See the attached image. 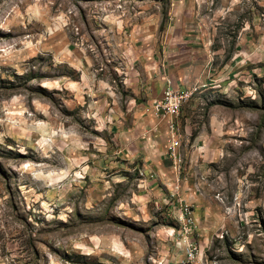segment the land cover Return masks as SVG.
I'll list each match as a JSON object with an SVG mask.
<instances>
[{
    "label": "rangeland",
    "instance_id": "rangeland-1",
    "mask_svg": "<svg viewBox=\"0 0 264 264\" xmlns=\"http://www.w3.org/2000/svg\"><path fill=\"white\" fill-rule=\"evenodd\" d=\"M149 18L157 63L190 72L200 63L209 71L233 55L238 34L264 32V0H0V264H154L156 248L136 250L137 242L158 239L154 227L118 209L117 192L129 194L127 188L108 175L83 180L82 167L66 169L52 149L82 146L84 166L113 156L87 149L113 140L94 132L79 109L64 106L66 94L51 88L78 79L71 58L57 55L67 49L74 59L91 58L123 96L117 74L128 61L116 29L129 32ZM251 92L255 99L209 97L196 107L206 118L215 106L234 131L216 164L196 174L205 187L213 184L203 201L211 211L193 217L182 202V214L153 219L169 234L168 264H264V94ZM36 101L48 106L46 124L31 108ZM189 244L193 260L184 255Z\"/></svg>",
    "mask_w": 264,
    "mask_h": 264
},
{
    "label": "crops",
    "instance_id": "crops-1",
    "mask_svg": "<svg viewBox=\"0 0 264 264\" xmlns=\"http://www.w3.org/2000/svg\"><path fill=\"white\" fill-rule=\"evenodd\" d=\"M175 1L178 0H170ZM154 25V20L149 18L142 24H134L129 32L116 29V35L122 40L120 50L128 61L123 76L117 74L123 96L114 88L116 80L103 67L93 66L91 58L81 61L69 56V52L64 53L67 49L60 51L58 57L71 58L72 71L77 73L78 79L53 81L51 88L66 94L64 106L69 110L79 109L94 132L113 140V145L109 146L103 140L102 143L90 142L87 149L98 154L112 152L113 156L102 158L99 155L89 160L92 166H84L82 146L66 143L52 149L61 153L60 165L64 164L66 169L81 166L83 180L93 182L108 175L114 186L123 191L127 188L129 194L122 195V189L117 192L119 211L151 225L158 237L156 241L137 242V252L144 255L149 249L156 248V259L152 257L154 264H168V249L172 247L169 234L164 223L153 219H164L171 212L182 214V202L189 205L193 217L211 211V204L203 201L206 200L205 193L213 190V184L205 187L196 174H202V170L216 164L220 150L231 138L230 129L234 131L230 116L220 113L215 106L209 107L206 118L196 107L200 103L202 107L209 97L254 98L251 89L264 94V32L245 30L236 38L233 55L219 67L212 66L206 71L199 63L196 71L190 72L175 69L164 60L157 63L153 48ZM167 81L173 88L187 90L193 86L189 91H197L178 116L162 120L154 115L152 103L162 97ZM203 85L208 87L200 90L196 87ZM47 107L41 101L31 107L45 124ZM55 118L49 122L53 130L59 127L57 122L60 123L58 117ZM239 120V117L235 118L236 122ZM45 130L47 136L39 133L44 138L48 137V129ZM107 166L109 171L103 170ZM75 173L80 176L81 171ZM106 244L104 241L101 248L105 249ZM118 254L123 255L122 252Z\"/></svg>",
    "mask_w": 264,
    "mask_h": 264
},
{
    "label": "built area",
    "instance_id": "built-area-1",
    "mask_svg": "<svg viewBox=\"0 0 264 264\" xmlns=\"http://www.w3.org/2000/svg\"><path fill=\"white\" fill-rule=\"evenodd\" d=\"M193 87V86H192ZM190 87V88H192ZM189 88V89H190ZM189 89L173 88L170 81L166 82L162 97L152 103L154 115L162 120L174 118L183 110V103L186 93ZM195 248L189 244L185 248V257L187 260H193L195 257Z\"/></svg>",
    "mask_w": 264,
    "mask_h": 264
},
{
    "label": "bare ground",
    "instance_id": "bare-ground-1",
    "mask_svg": "<svg viewBox=\"0 0 264 264\" xmlns=\"http://www.w3.org/2000/svg\"><path fill=\"white\" fill-rule=\"evenodd\" d=\"M189 90L186 93V97H185V100H184V103H183V108H184L185 104L188 103L189 99L196 93V90H191V91H189Z\"/></svg>",
    "mask_w": 264,
    "mask_h": 264
}]
</instances>
